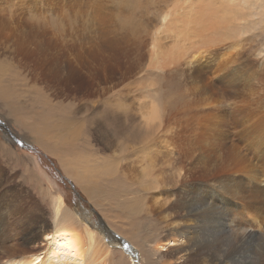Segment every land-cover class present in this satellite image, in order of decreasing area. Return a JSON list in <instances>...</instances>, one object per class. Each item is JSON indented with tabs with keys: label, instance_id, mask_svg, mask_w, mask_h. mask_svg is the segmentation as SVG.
<instances>
[{
	"label": "rangeland",
	"instance_id": "obj_1",
	"mask_svg": "<svg viewBox=\"0 0 264 264\" xmlns=\"http://www.w3.org/2000/svg\"><path fill=\"white\" fill-rule=\"evenodd\" d=\"M126 1L123 0V3ZM152 1L155 4H151ZM198 1L141 0L139 2V0H131L132 5L124 9L119 6V0H0V68L5 69L7 75L18 73L24 78L18 83L24 84L23 86L29 90V93L27 92L29 97L33 99L39 97L49 104L63 107L66 112L70 106L73 108L75 106L77 113L71 114V116L76 117L75 120L78 119L75 127L83 129L76 142L63 140L64 134L54 137L52 130L38 131L36 126L32 128L34 131L30 132L27 127L18 122L16 116L11 114L7 106L0 100V144H4V149L0 150V264H11L12 260L18 257L9 255L8 249L11 252L16 247L29 245L28 236L31 237L34 231H38L36 228L38 227L36 222L38 218L49 222L48 228L54 227L56 198L63 199L67 210L69 209L73 213L80 225L85 228L98 229L97 234L102 243L110 250L120 251L128 257L127 264H133L130 258L133 255L136 257V264H180L174 261L175 258L170 256L167 250L161 247L157 248L159 245L165 244L166 235L171 230L169 227H164L152 210L151 214L146 213L142 216L146 221L144 224H138L140 227L143 226L138 228L139 231L131 225V221H127L134 219L135 215L129 217L126 215L127 217L124 218L127 211L125 213L122 211L123 208L126 209L128 205L132 204L125 202L129 193L120 198L119 192H114V189L109 187L106 181L104 184H100L103 187L100 188L99 194L97 192L91 194L88 187L90 186L91 189V183L96 181L95 172L111 168L109 164H114L116 160L122 159L124 161L122 165L120 162V164L118 163L120 171L122 169L119 180L123 184L126 182L125 184L130 185L135 191V194H131V198L136 196L143 201L145 192L140 188L143 182L136 180L138 172L141 177H145L142 173L149 175V170L156 167L151 158L152 153H156L151 150L152 146L156 151L174 148L169 139V136H172L170 134L182 142L180 138L185 140L188 135L191 136V133H195L199 139L202 137L206 140V137L211 136L213 129L221 130L218 120L211 122L206 120L209 119V115L214 113H211V109H213L211 105L222 101L221 97L224 98L223 101H228L224 112L230 120L226 130L228 134L230 133L231 141L227 145L237 146L242 153L254 158L255 160H251V162L257 163L256 169L260 174L257 175L254 171L252 174L255 173L257 179L263 177L264 148L262 146L264 147V145H259L258 135L264 134V125H262L264 124V5L260 6L261 0L260 2H258L259 0H246L247 2L228 0L232 4L244 7L246 15L243 14L244 16L240 15L241 17H239L231 14V18H237L234 19V26L230 24L220 34L217 30L213 31L210 26H207L210 27L207 28V31L212 30L213 32L204 33L206 28L198 29L201 28L199 22L196 25L191 23V27L184 25V22H191L194 19L192 13L195 12V9H199L200 5L201 8L210 4L209 7L213 8L211 11L214 14H221L224 12V8L220 9L217 4L220 5L227 0ZM201 1L203 5L200 3ZM238 2L239 4H237ZM137 3L141 6V11L137 12V19L143 24V31L139 35L142 36L141 39L131 40L133 37L130 38L120 31L118 21L119 17L128 16L127 9L132 13ZM262 3L264 4V1ZM149 5L151 9H148ZM154 9L159 11L157 15L151 13ZM72 21H74V25L69 24ZM60 25H63V28H59ZM179 27L181 28L179 29ZM183 28L185 30H181ZM231 28L233 35L227 36L225 32L229 33ZM174 32L178 33L179 39L175 38ZM149 33L155 36L159 35L156 40L158 45L154 44L151 39L147 44L145 38ZM183 34L190 35V39L182 37ZM221 35L223 39L220 38ZM176 45L180 47L187 45L191 47V50L199 49L201 52L206 49L216 50L214 52L216 54L213 55L215 59H211L213 65H206L202 68L207 76L206 79H203L207 82V87H203V83L194 82L182 66L178 65L176 68L164 66V62L169 56L176 52ZM157 62L159 64L155 65ZM247 64L251 65L248 67ZM232 65L234 66L233 70L229 71ZM75 70H77L76 73ZM226 70L227 73H225ZM73 73L77 75L76 81L74 77L70 78ZM231 78H234V83H232L233 81L229 82ZM86 81L88 82L87 88L82 86V84H86ZM218 85L224 86L220 88ZM251 85L261 86L258 89ZM11 91L17 93L20 90L12 88ZM155 96H158L159 101H163V104L169 100L174 101V99L179 101L180 107L184 105L182 103H188L185 105V118L182 120L183 122L161 126L159 134L155 138V135L153 137L149 135L148 143L142 144L138 138L139 127L142 125L144 129L146 119H150V116L155 113L154 107L158 104V99ZM146 101L155 106L148 107L149 104H146ZM233 102L235 105H232ZM230 105L237 106L236 109L240 111L236 113L237 115L235 114V117L232 115L233 108ZM230 111L231 113H229ZM258 111L260 112L258 113ZM148 112L153 113L149 114ZM164 112L166 111H162V114ZM61 113L63 114V112ZM225 114L221 113V115ZM203 118L205 123L201 121ZM30 122L32 121L29 117ZM154 122L158 124L159 120L156 118ZM245 124L249 128H244ZM261 126L263 127L261 128ZM253 127L257 128L253 131ZM187 129L191 132L190 134ZM246 129H250L252 132V136H249L248 139L242 135L247 134L244 132ZM166 130L168 131L166 132ZM204 130L207 132H202ZM142 133L144 134L143 130ZM200 133L206 134L200 135ZM12 134L19 142L25 143L31 148H23L13 139ZM61 141L66 142L69 146H64ZM216 141L217 139L213 140L211 147H215ZM256 145L254 150L253 147ZM8 152L10 153L7 156ZM257 154L260 156L259 158ZM173 155L174 153L171 156ZM224 158L229 161L228 164L232 166V169L221 173L222 176L218 171L213 174L220 179L234 175L237 171L234 160L231 161L227 153L224 154ZM185 165L186 170L193 167V164L185 163ZM159 167H164V162L160 158ZM238 167L243 169L240 165ZM172 169L175 170V168ZM183 172L184 170H182V174ZM133 178L136 182H132ZM209 178H211L209 174H201L196 171V174L192 172L189 175L188 181L184 184V181L179 177L178 183H174L177 191L173 194L171 193L172 186H166L167 183L160 180L157 183L158 191L153 194L159 196L162 202L166 201L162 208L157 207L158 210L161 211L172 198L175 200L180 196H187L185 193L193 189L200 191L206 183L213 184L210 182L211 180L203 181ZM262 179L264 180V178ZM201 181L203 183L199 186ZM218 183H221L220 180ZM125 184H119L117 187L123 188ZM183 184L184 186H182ZM260 186L264 187L263 181ZM201 194L206 200L209 199L208 202L210 197L216 198L217 205L220 204L219 206L222 207L221 201L228 198L210 190L206 192L205 189L201 191ZM114 195L117 196L114 197ZM150 196L152 195L150 194ZM154 201L155 198L152 197L147 204L151 205ZM240 202L229 198V204L234 212L239 211L238 214L245 215L243 222H245V226H249L247 227L248 231L260 232L262 229L264 234V214L259 212V205L253 203V206L247 202ZM96 214L107 223L113 232L134 248V254L125 251L120 240L114 235L105 236L101 233L97 226L98 217ZM42 240L44 239L40 237L37 239L39 242ZM243 246L242 250L237 249L232 255L246 258V254L248 257H252L256 253L258 256L263 249L257 241L251 245ZM43 247L41 246L37 251L40 252ZM229 248L230 246L226 245L223 247L225 250ZM27 254L23 258H27ZM103 258L106 259L105 255ZM88 263L90 264L91 261ZM109 264L117 263L111 259Z\"/></svg>",
	"mask_w": 264,
	"mask_h": 264
},
{
	"label": "bare ground",
	"instance_id": "obj_2",
	"mask_svg": "<svg viewBox=\"0 0 264 264\" xmlns=\"http://www.w3.org/2000/svg\"><path fill=\"white\" fill-rule=\"evenodd\" d=\"M130 1L131 0H127L125 3H123V0H119L118 3H119V6L125 9L126 7H129L132 5ZM263 1L264 0H261V2L260 0L258 1L261 4L260 6L264 5L262 3ZM139 2H141V0H139ZM204 2L206 1L204 0ZM230 2L231 1L227 0V1L222 2V4L220 5L217 4L220 9L224 8V12H222L223 11L222 10L221 14L220 13L214 14V12L211 11V9L213 8L210 9L209 7L210 4L208 2L207 3L209 4V6L207 7L204 6L200 8L201 6L200 5L198 7L199 9L197 10L195 9V12L193 13L191 12L192 16H194V19L191 22H184V25L191 27V23L196 25L199 22L200 24L199 26H201V28H198V29L203 28L202 30H204V28H206L205 29L206 31L205 30L203 31L204 33L205 32L212 33L213 31L217 30V32L221 34L223 32V29H227L230 26V24L231 25L235 24L234 19H237V18H234V19L233 17L231 18V14L238 15L239 17H241L240 15H243V14L246 15V13H244V9H243L244 7L242 8L240 5H236L234 3L232 4ZM243 2H247V1L244 0ZM138 3L136 4V6H134V10L132 11V13L127 9L128 16H121L119 17V21H118L120 31L124 33L125 35H128L130 38L133 37L131 40H139L142 37V36H139L141 32L143 31V24L137 19V12L138 10L141 11V6L138 5ZM163 3H166V2H163ZM200 3H202L203 5L202 1ZM151 4H155L154 1H152ZM237 4H239V2ZM214 7L216 9V6ZM205 8H207L206 11H205ZM148 9H151V6L150 8L148 7ZM161 10H163V8H161ZM158 12L159 11H157V9H154V11H151V13L153 14L156 13V15ZM173 20L176 22H179L175 19ZM69 24L74 25L75 23L74 21H72V23H69ZM175 24L178 25L177 23ZM203 26H206V27H203ZM207 26L212 27L213 31L212 30L207 31L208 30L207 28H210ZM60 27L63 28V25H60L59 28ZM182 27L184 26L182 25ZM180 28L181 27H179V29ZM184 28L181 30H185ZM236 29H239V27H236ZM174 34H175L176 39L180 38L177 32H174ZM225 34L227 36H232L233 35L232 28L229 33L225 32ZM182 37L188 40L190 39V35H187V34H183ZM221 37L223 39L222 35L220 36V38ZM158 38H159V35L155 36L149 33L146 35L145 41L148 44L149 41L152 40L155 44ZM153 51L156 52L155 49H153ZM175 51L176 52L172 53V55L169 56V58L164 62L165 64L164 66H169V67L173 66L174 68L178 67V65L180 67L182 66L186 69L187 74L189 75V77H191L194 80V82L197 81V82L203 83V87H207L208 86L206 84L207 82L203 80L204 78L206 79L207 76L205 75L202 68L203 66H206V65H211V66L213 65L211 64V59L213 58L215 59L213 55L216 54L214 53L216 50L212 51L210 49H206L203 52H201L199 51V49L191 50V47L187 45H184L182 47L176 45ZM157 64L159 63L158 62L155 63V65ZM233 65L231 66L229 71L233 70L232 69V67H234ZM76 71L77 70H75V73ZM227 72L228 71L226 70L225 73ZM72 77H74L76 81L77 75L73 73L70 76V78ZM241 77L243 78V75ZM198 78H201V79H198ZM19 80H24V78H22L18 73L7 75V73L5 72V69L0 68V100L3 101L5 106H7V108L9 109V112L11 114H14V116H16V119L18 120V122L22 123L25 127H27V129L30 132L34 131L32 128L36 126L38 131L48 132L52 130L54 137H59V135L64 134L62 136L63 140H67L70 142H76L77 138L79 137V133L81 132V130H83V129L80 130V128L78 129L75 127L77 124L76 121L78 119L75 120L76 117L74 118V116L73 117L71 116V114L75 115L77 113L76 107L74 106L73 108L72 106H70L66 112V109H64L63 107L61 108V106H58L56 104H49L47 101L45 100L43 101V99H40L39 97L36 99H33L27 95V92L29 93V90L23 86L24 84L18 83ZM233 80L234 78H231L229 82L231 83ZM222 82H225V81H222ZM232 83H234V81ZM213 85L216 87L215 84ZM82 86L87 88L88 82L86 81V84L84 83L82 84ZM223 86L224 85H222V87ZM251 86H250V89L252 88ZM255 86L258 87V89H260L261 85L260 86L254 85L253 87ZM219 87L222 88L221 85ZM12 88H18L20 91L17 93H14L11 91ZM156 97L158 99V96H155V98ZM221 99L222 101H219V103H215L211 105L212 106L211 108H213V109L210 108L211 113L212 112L214 113L208 116L209 119H206L204 117L206 120H208V122H211L213 120L214 121L218 120L220 123L221 130L213 129L212 131L214 133L211 131L212 132V133L210 132L211 136L209 137L208 135H206L208 137H206L207 139L204 140L202 137H200L201 139H199L195 135V133L192 134L191 132L188 131L189 129H187V132H189V134L191 133V136H189L188 134H187L188 136L185 135L187 136L185 140L180 138L182 142L176 140L175 139L176 136L174 137L173 134H170L172 136H169V139L172 145L174 146V148L172 147V149L165 148V149H160V151H156V149H154L152 146L151 150L155 151L156 153H152L151 158L153 159L154 165L156 167H153L152 170L148 169L149 175L148 174L145 175L142 173V175L145 177H141L140 172H138V178L136 180V181L139 180L140 182L141 181L143 182V184L141 183L142 186H140L141 190L145 192L144 194L142 193L144 195L143 201L139 200V198L136 196L135 198H131V194L132 193L135 194V191H133L130 185L125 184L126 182H124L125 187L123 188L117 187L119 184L124 185L122 181L119 180V176H121L120 172L122 171V169L121 171L119 169V166H120L119 164L121 163L122 165V162H124L122 161V159H120V161L116 160L114 164H109L111 168L105 169L103 171L98 170L97 172H95L96 181L91 183L92 184L91 189L89 186L88 191L91 194L93 192H97L99 194L101 192L100 188L103 187L100 184H104V181H106L109 184L108 186L114 189L113 190L114 192H119L120 198L126 196L129 193V197L125 199V202L126 203L131 202L132 204L128 205L126 209L123 208L122 211L123 213L127 211L124 218H126L127 216L129 217V216L135 215L134 219L127 220V221H131V225L137 230H139L138 228L143 227V226L140 227L138 224L139 223L144 224V222L146 221L144 218H142V216H144V214L146 213L151 214V210H152L153 214L157 216V219L164 224V227H169L171 230V232L166 235V239L164 241L165 244L159 245L157 248L161 247L167 250L169 255L174 257L175 258L174 261H176L177 263H180V264H264V234L262 232V229L260 230V232L259 231L254 232L250 230L248 231L247 227L249 226H245V222H243L245 215L238 214L237 212L239 211H237L236 212L237 214H236L233 208L229 204V198L235 201L238 200L244 203L247 202L253 206L254 204H258L259 205L258 208L260 209L259 212L264 214V187L260 186L262 181L264 183V180L262 179L264 178V173L262 174L263 175L262 178L260 179H257V177L255 178V175H254L255 173L257 175L260 174L259 170L256 169L257 163L254 161L251 162V160H255V159L250 158L245 153H242L240 150H238L239 147L231 145V144L227 145V143H230L231 141L230 136H229L230 133L228 134L227 133L228 131L226 130V127L230 120L224 112V108L227 107L226 104H228L227 103L228 101H223L224 98L222 97ZM155 100L153 101L155 102ZM175 101L177 100L175 99L174 101L169 100L168 102L165 101L166 104H163V101H159L158 99V102L156 101L158 104H156L157 106L154 105L155 107L153 106V104H151V102H148V101L145 102L146 104H149L147 105L148 107L153 106L155 108V113L151 112L153 114L150 116L151 118L149 117L150 119L145 118L147 121L144 123V129L142 125L139 127L140 131H138V138L140 139V142L142 144L148 143L147 137L149 135H152V137L155 135L154 136L155 138L156 135L159 134L158 131L161 126L165 127L168 125H174V123H177V122L179 123L185 118V115H184L186 111L185 105H188V103H182V105L184 104L183 105L184 107L183 106L180 107V105L178 104L179 101L177 102ZM181 102L182 101L180 100V103ZM232 105H235V103ZM232 105L230 106L232 107ZM197 106L199 107V105ZM232 108H233V110L231 109L232 115L233 117H235L237 115L236 113L240 111L236 109L237 106L232 107ZM60 109H61V112H63V114L60 112ZM261 109H262V105H261ZM86 111H89V110H86ZM162 111H166L167 113L164 112L162 114ZM259 112L260 111H258V113ZM59 113L62 114L63 116L60 115ZM221 113H224L225 115H221ZM229 113H231V111ZM242 113L243 112L241 111V114ZM238 114L240 115V113ZM29 117L31 118V121H32L30 123H29ZM191 117H194V116H191ZM156 118L159 120L158 124L154 122ZM204 118L203 120H201L202 122L205 120ZM193 122L192 124H194ZM29 124L31 127L29 126ZM198 124L200 125V122ZM198 124L196 123L197 126ZM260 125L261 123L259 124V126ZM194 127L196 128V126ZM262 127L263 126H261V128ZM145 128H146V131H145ZM205 128L208 129L207 127ZM244 128H249V126L245 124ZM256 128L257 127L255 128L253 127V131ZM142 130L144 131L145 135L142 133ZM167 131L168 130H166V132ZM202 132H207V131L204 130ZM244 132L245 133L247 132V134H242V135L245 136L247 139L249 136H252V132L250 131V129H246ZM201 133L200 135L206 134V133L204 134H201ZM258 137H259V145L260 146L264 145V134H259ZM215 139H217L216 143L214 144L215 147H211V144L213 143V140L215 141ZM61 142H62L61 144H63L64 146H69L66 142H63V141ZM253 143L256 144L257 142H253ZM1 146H2V149H1ZM144 146H147V145H144ZM256 147L257 145L253 147V149L255 150ZM262 148L264 147L262 146ZM3 149H4V144H0V150H3ZM53 150L55 151L57 149H53ZM77 151H79V149ZM9 153L10 152L7 153V156ZM173 153L174 155L171 156ZM225 153H227L231 161L234 160L237 171L236 173H234V175L223 177L222 179H220L219 177L214 176L213 174H215L218 171L219 175L222 176L221 173L228 172L232 169V166L228 164L229 161L226 160V158H224ZM259 157L260 156H258V158ZM159 158L160 160H163L164 167L158 168ZM123 159L125 160L126 158H123ZM185 163H189L191 165L193 164V167L192 168L190 167V169L186 170ZM239 165L242 166L243 168L242 170L241 168L238 167ZM160 166L162 165L160 164ZM121 167L123 168V166ZM172 168H175V170H173ZM192 169H195V170L193 171ZM182 170H184L183 172L184 176L182 174ZM196 171L201 172V174H207V175L209 174L211 176V178L203 180V181L206 182L207 180L208 181L211 180L210 182H213V184L211 183L204 184L201 187L202 190L205 189L206 192L210 190L213 193L217 192L218 194H223L222 196L225 195L228 197L221 201L223 207L219 206L220 204L217 205L218 203L216 202V198L210 197V201L208 202L209 199L206 200V198H203L204 196L203 194H201V191H202L201 189L200 191L193 189L192 191L185 193L187 196H184V197L180 196L175 200L173 198L170 199V201H168V205H166L161 211L158 210L157 207L162 208L165 204L164 201L166 200H163L162 202L159 196L157 197L153 194L158 191L159 185L157 183L160 180H162L164 183H167L166 186L171 185L172 186L171 193L173 194V192L175 193L177 191L176 185L174 183H178L177 182L178 178L180 177L181 180L184 181V184H186V182L188 181L189 175L192 172L196 174ZM252 171H254L255 173L252 174ZM77 177L78 179H80L79 176ZM135 179L133 178L132 180L134 181L132 182H136ZM219 180L221 183H218ZM202 183L203 182L201 181L199 186ZM184 184L182 186H184ZM139 193H141V191H139ZM150 194L152 196H150ZM115 196L117 195H114V197ZM152 197L155 198V201L153 202V204L148 205L147 203L148 201H151ZM221 199H223V197H221ZM36 222L38 224L37 225L38 227H36L38 231H34V232L32 231L33 232L32 236L31 237L28 236L29 238L27 240L29 241L28 246L16 247L11 252H10V249L7 250V253L9 255L14 256V257L18 256L17 258H15V260H12L11 264H87V262L89 261H91L90 264H109L111 259L117 264H127L128 257L124 256L123 253H121L120 251L117 252V250L116 251L110 250L106 245L102 243L101 238L97 234L98 229L94 230L90 227L85 228L79 224L78 220L73 215V213L69 209L67 210V207L64 205L62 198L55 199L54 227H52L51 229L48 228L49 222H47L45 219L38 218ZM39 237L44 239L41 241L42 243L37 241ZM254 241H257L260 247H263L262 252L258 256L256 255V253L252 257L250 256L248 257L246 254L245 255L246 258H244L243 256L235 257L234 255H232L233 252H235L237 249L242 250V248L244 247L243 245H247V244L251 245ZM225 245L230 246V248L232 247V250H230V248L227 250H225L226 248L223 249ZM41 246H44V247L42 248V250H40V252H38L37 249H39ZM25 254L28 255V257L26 256L27 258H23L25 257ZM103 255H105L106 259L103 258ZM117 255L119 256L117 257ZM116 257L117 259H115ZM130 258L132 259L133 264H136V261H137L136 257H134L133 255V256H130Z\"/></svg>",
	"mask_w": 264,
	"mask_h": 264
},
{
	"label": "water",
	"instance_id": "obj_3",
	"mask_svg": "<svg viewBox=\"0 0 264 264\" xmlns=\"http://www.w3.org/2000/svg\"><path fill=\"white\" fill-rule=\"evenodd\" d=\"M2 125V124H1ZM12 137H13V139H15V141L17 142V143H19L23 148H31L29 145H27V144H25V143H21V142H19V140H17V138L12 134ZM98 217H99V215H97ZM98 227H99V230H101V233H103V234H105V235H108V234H112V233H114L110 228H109V226L105 223V222H103L102 220H99V223H98ZM124 249H125V251H130L129 250V245H125L124 246Z\"/></svg>",
	"mask_w": 264,
	"mask_h": 264
},
{
	"label": "trees",
	"instance_id": "obj_4",
	"mask_svg": "<svg viewBox=\"0 0 264 264\" xmlns=\"http://www.w3.org/2000/svg\"><path fill=\"white\" fill-rule=\"evenodd\" d=\"M54 160V159H53Z\"/></svg>",
	"mask_w": 264,
	"mask_h": 264
}]
</instances>
